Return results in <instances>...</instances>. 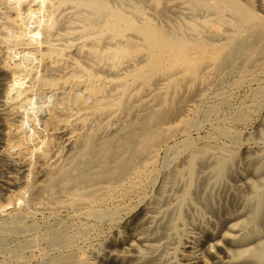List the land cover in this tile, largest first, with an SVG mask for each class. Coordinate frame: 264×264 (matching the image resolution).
I'll list each match as a JSON object with an SVG mask.
<instances>
[{
    "label": "bare ground",
    "instance_id": "bare-ground-1",
    "mask_svg": "<svg viewBox=\"0 0 264 264\" xmlns=\"http://www.w3.org/2000/svg\"><path fill=\"white\" fill-rule=\"evenodd\" d=\"M263 69L264 0H0V149L24 164L0 243L24 234L17 263L264 264V149L223 128L231 145H168L213 83Z\"/></svg>",
    "mask_w": 264,
    "mask_h": 264
},
{
    "label": "rangeland",
    "instance_id": "rangeland-1",
    "mask_svg": "<svg viewBox=\"0 0 264 264\" xmlns=\"http://www.w3.org/2000/svg\"><path fill=\"white\" fill-rule=\"evenodd\" d=\"M263 89L264 69L248 76L236 74L222 81L217 80L208 90L205 101L198 107L195 119L200 123V126L175 135L168 141V145L188 138L198 145L210 146L208 142L211 141L212 149L216 145H231L230 139L219 134V129L223 128L235 132L240 137V142L237 145L238 155L264 149V143L258 138L259 132L264 131V96H260ZM23 165L17 156L11 157L1 153L0 149L1 195L10 196L17 192L15 187L8 185V182L11 177L13 178L11 184H15L18 179L23 182L19 172ZM15 214L19 215V213ZM132 215L133 212H128L123 216L122 221H129ZM11 219L12 215L0 216V222ZM37 223L40 227L53 225L52 220L46 219H38ZM24 240L25 237L22 233L14 237L4 236L0 243V264H43L42 254L48 251L46 245L32 248L28 258L19 263L15 261L10 251L15 246L22 244ZM95 243L96 241L93 240L91 246H94Z\"/></svg>",
    "mask_w": 264,
    "mask_h": 264
}]
</instances>
